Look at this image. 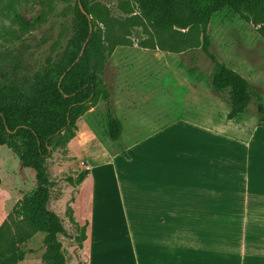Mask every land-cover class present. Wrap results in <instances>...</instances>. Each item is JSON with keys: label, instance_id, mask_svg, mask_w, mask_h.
Here are the masks:
<instances>
[{"label": "rangeland", "instance_id": "obj_1", "mask_svg": "<svg viewBox=\"0 0 264 264\" xmlns=\"http://www.w3.org/2000/svg\"><path fill=\"white\" fill-rule=\"evenodd\" d=\"M95 3L105 8L113 21L126 17L121 7L124 0ZM74 6L75 0H0L1 86L26 85L36 71L63 52L72 32ZM114 32L119 33L117 25ZM208 32L218 59L246 78L264 99V38L257 28L224 8L213 15ZM148 38L143 27L134 30L128 37L132 45L116 46L111 51L104 74L118 117H127L131 127L143 126L137 132L138 148L124 151L125 144L131 142L128 133L122 140H111L104 102L100 100L92 113L84 115V125L82 117L77 121L81 129L78 135L77 125L76 136L54 143L45 162L53 183L48 205L62 218L68 232V237L60 235L59 240L69 264L88 259L93 260L91 264H133L135 219L129 210L127 184L136 178L135 166L184 160L182 120L196 117V111L184 112L195 108L196 98L216 103L221 117L230 111L208 84L197 86L195 82V77H203L207 83L212 70V63L200 48L171 53L138 45ZM190 69L195 71L194 76L189 74ZM252 114L256 110L250 105L244 117L252 118ZM243 119L241 116L240 122ZM155 130L162 132L154 134ZM84 173H89L88 180L80 182ZM36 184L32 169L24 166L12 149L1 146L0 226ZM91 219L86 249L80 248L74 238L80 234L77 229ZM19 232L23 229L11 230V235ZM44 238L45 234L38 232L19 242L25 258L18 264H41L46 250Z\"/></svg>", "mask_w": 264, "mask_h": 264}, {"label": "trees", "instance_id": "obj_2", "mask_svg": "<svg viewBox=\"0 0 264 264\" xmlns=\"http://www.w3.org/2000/svg\"><path fill=\"white\" fill-rule=\"evenodd\" d=\"M124 1L121 7L126 17L113 21L95 0H75L72 32L63 52L36 71L26 85H0V147L12 149L23 165L32 169L37 181L35 189L23 196L0 226V264L23 261L25 252L19 242L38 232L45 234L41 264H69L59 240L60 235L68 237V232L62 218L48 205L53 183L45 162L54 143L76 136L77 121L100 100L104 102L111 140L121 138L123 126L104 73L114 47L132 45L128 37L134 30L143 27L149 34L138 44L142 48L171 53L200 48L212 63L207 84L230 107L227 118L246 114L253 105L259 125L264 126L260 91L218 59L208 32L213 15L229 8L264 38V0ZM189 73L195 75L193 69ZM86 174L80 175V182ZM87 226H79L80 234L74 237L80 248L87 239ZM14 229H23V233L11 235Z\"/></svg>", "mask_w": 264, "mask_h": 264}, {"label": "crops", "instance_id": "obj_3", "mask_svg": "<svg viewBox=\"0 0 264 264\" xmlns=\"http://www.w3.org/2000/svg\"><path fill=\"white\" fill-rule=\"evenodd\" d=\"M195 82L207 84L197 77ZM196 99L194 109L184 110L196 117L179 118L184 160L141 162L127 184L135 219L133 264H264V126L257 114L229 120L230 111L221 117L216 103ZM121 119L120 139L128 133L131 141L124 151L134 150L143 126ZM91 226L92 219L84 249Z\"/></svg>", "mask_w": 264, "mask_h": 264}]
</instances>
